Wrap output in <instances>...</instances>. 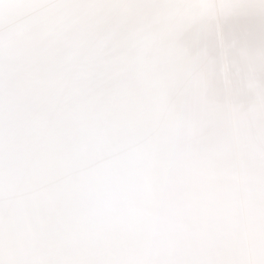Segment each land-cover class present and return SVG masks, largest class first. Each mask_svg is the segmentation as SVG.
<instances>
[{
	"label": "snow or ice",
	"instance_id": "obj_1",
	"mask_svg": "<svg viewBox=\"0 0 264 264\" xmlns=\"http://www.w3.org/2000/svg\"><path fill=\"white\" fill-rule=\"evenodd\" d=\"M0 264H264V0H0Z\"/></svg>",
	"mask_w": 264,
	"mask_h": 264
}]
</instances>
